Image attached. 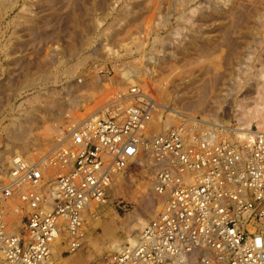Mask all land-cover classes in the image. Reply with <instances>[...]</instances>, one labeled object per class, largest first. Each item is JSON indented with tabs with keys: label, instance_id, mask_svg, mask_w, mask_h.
Returning a JSON list of instances; mask_svg holds the SVG:
<instances>
[{
	"label": "rangeland",
	"instance_id": "obj_1",
	"mask_svg": "<svg viewBox=\"0 0 264 264\" xmlns=\"http://www.w3.org/2000/svg\"><path fill=\"white\" fill-rule=\"evenodd\" d=\"M78 61L74 75L64 74ZM124 66L141 72L133 84L120 76ZM263 72L264 0H0V181L13 158L33 159L30 164L45 159L66 131L102 107L106 112L122 105V116L132 90L154 102L152 119L177 112L169 128L189 117L197 134L203 131L199 123L236 128L243 105L253 114L249 129L262 131ZM24 128L29 135L23 143L15 131ZM164 130L144 132L145 144ZM49 168L51 179L58 172ZM158 171L152 177L130 171L137 180L129 192L112 196L106 215L95 216V204L85 211L82 233L99 239L102 251L83 239L77 250L83 264H102L117 252L110 248L113 238L94 222L97 217L122 239L117 246L126 245L128 227L139 216V187L154 182ZM13 226L17 232L20 221ZM68 240H62L53 264L69 261Z\"/></svg>",
	"mask_w": 264,
	"mask_h": 264
},
{
	"label": "built area",
	"instance_id": "obj_2",
	"mask_svg": "<svg viewBox=\"0 0 264 264\" xmlns=\"http://www.w3.org/2000/svg\"><path fill=\"white\" fill-rule=\"evenodd\" d=\"M128 106L122 116L110 106L66 131L47 156L59 167L51 182L19 157L9 163L0 181V264H53L58 232L79 238L84 207L105 201L114 175L133 164L146 142L154 102L132 90ZM207 131L180 124L146 143L165 164L154 188L168 199L107 264H264V133H255L242 154L222 131L218 143ZM186 171L197 173L194 184L183 183ZM15 199L21 229L8 232L7 210Z\"/></svg>",
	"mask_w": 264,
	"mask_h": 264
},
{
	"label": "bare ground",
	"instance_id": "obj_3",
	"mask_svg": "<svg viewBox=\"0 0 264 264\" xmlns=\"http://www.w3.org/2000/svg\"><path fill=\"white\" fill-rule=\"evenodd\" d=\"M238 4V3H237ZM260 30V29H259ZM62 56V55H61ZM65 56V55H64ZM88 59V58H87ZM46 61V59H45ZM53 61V60H52ZM49 62V61H48ZM55 63L57 61H54ZM47 64V62H46ZM80 64H82L81 61H78L76 66H69V67H65V73L66 75H74L73 73L77 70V67H80ZM131 65V64H130ZM52 66V65H51ZM129 67V66H128ZM133 68H135V66H132ZM56 69V67H54ZM250 68V67H249ZM136 69V68H135ZM58 70V69H57ZM138 70H134V69H131L130 68H126V66L123 67V70L121 71L120 73V76L121 78L127 83L129 84H133V78L134 76H138L141 72H139L138 74ZM246 71V70H245ZM42 73V72H41ZM61 73V72H60ZM264 73V72H263ZM87 74H88V71H87ZM95 74V73H94ZM246 74L247 71H246ZM45 76V75H44ZM50 76V75H49ZM54 76V75H53ZM99 76V75H98ZM246 76V75H245ZM48 77V76H47ZM52 77V76H51ZM55 77V76H54ZM57 77V76H56ZM244 77V76H243ZM95 78V77H94ZM48 79V78H47ZM42 80V78H41ZM44 80V78H43ZM97 82V81H96ZM249 82V81H248ZM86 83V82H85ZM237 84V83H236ZM86 86V84H84ZM98 86V85H97ZM78 87V86H77ZM83 87V86H82ZM262 87H264V81L262 82ZM91 89V88H89ZM91 92V91H90ZM101 97V96H100ZM263 97V95H262ZM111 98V97H110ZM112 99V98H111ZM74 100V99H72ZM77 100V99H76ZM83 100V99H81ZM79 101V100H78ZM113 101H117L119 102L118 100L113 99ZM80 102V101H79ZM83 102V101H82ZM87 102V101H86ZM81 103V102H80ZM84 103V102H83ZM52 105V104H51ZM120 106V105H119ZM122 106V105H121ZM118 107L119 108V111L124 109V106L123 107ZM126 108L129 107L128 105L125 106ZM82 108V107H81ZM51 109V108H50ZM241 116L240 118L237 120L238 122H236V128H230V127H221L219 130H216L218 128H212L210 126H207L208 124L206 123H203L204 127H202V125H200L199 123V126H201V130H204L207 131V137L211 136L212 139H211V142L214 141V143H218V139L220 137V131H222V135L224 137H226V139H228V141H230V143H233L235 146H240L242 148V154L245 153V151L247 150L248 146L251 144V142L253 141L254 139V136L256 135L255 133H264V130L260 131V130H255L253 131L252 129H249V121L251 119V115H253L249 110L245 109V107L242 105L241 106ZM49 110V109H48ZM84 110V109H83ZM45 111V110H44ZM55 111V110H54ZM96 111V110H95ZM158 111V110H157ZM105 112V107H102L100 110H98L96 113H94L93 115L90 116V118H93L100 114H103ZM161 112V111H160ZM173 112V111H172ZM176 112V111H175ZM57 113V112H56ZM166 113V112H165ZM180 112H178L179 114ZM169 114V113H168ZM176 113L173 112V114L171 115H168V117H166L165 120H161L160 117H156V116H153V119H152V116H150V114H148L149 116V119L147 120L146 122V125L144 127V132H145V135L147 132H150V131H158L160 129H165L164 130V133L165 132H170L171 131V128H169L171 125V123L174 121L173 118H175ZM202 114V113H201ZM263 114V113H262ZM79 116V115H78ZM193 116V115H192ZM259 116V115H258ZM155 117V118H154ZM164 117V118H165ZM180 117V116H179ZM178 117V118H179ZM74 118V117H73ZM212 118V117H211ZM259 118V117H258ZM79 119V118H78ZM152 119V121H151ZM219 119V118H218ZM254 119V118H253ZM189 120L191 121V117L187 118L185 121H179L178 124H176L177 127L181 125H188L189 123ZM212 120V119H211ZM262 120V119H261ZM264 120V119H263ZM84 121V120H83ZM82 121V122H83ZM216 121V120H215ZM192 122L193 123H190L191 125H195L194 122H196L195 119H192ZM210 122V121H209ZM21 124V123H20ZM53 124V123H52ZM67 124V123H66ZM65 124V125H66ZM74 124V123H73ZM198 124V123H196ZM170 125V126H169ZM228 125V123H227ZM226 125V126H227ZM262 129H264V122H261L258 124ZM17 126V124H16ZM20 126V125H18ZM24 126V125H23ZM23 126H20L21 128H23ZM71 126V125H70ZM207 126V127H206ZM55 127V126H54ZM69 127V126H68ZM190 127V126H189ZM195 127V126H194ZM197 127V126H196ZM13 128V127H12ZM70 128V127H69ZM167 128V130H166ZM187 128V127H186ZM200 128V127H199ZM191 131H193L191 128H190ZM12 131V130H11ZM15 131V130H14ZM31 131V130H30ZM58 132V131H57ZM153 133V132H152ZM151 133V134H152ZM29 135L28 131L24 129H17L15 131V138L16 140L18 141H24L25 140V137L26 135ZM60 135V133H58ZM162 134V132H161ZM31 135V134H30ZM204 135V134H203ZM27 138V137H26ZM26 141V140H25ZM189 141V140H188ZM27 142V141H26ZM24 143V142H23ZM55 146V145H53ZM56 148V146H55ZM53 148V149H55ZM52 152V151H51ZM18 154V153H17ZM46 154V153H45ZM44 154V155H45ZM12 155V154H11ZM50 155V154H49ZM13 156V155H12ZM21 156V155H18V157ZM47 156V154H46ZM16 158V157H15ZM20 158V157H19ZM43 158V157H42ZM14 159V158H13ZM12 159V160H13ZM22 159V157H21ZM24 161L26 163H29L32 162L33 163V159L30 160V158H25L24 157ZM23 160V159H22ZM44 160V162H43ZM43 160L40 159V161L38 160V162L36 164H33L34 166H36L38 169H40L41 171V174L43 176V180L44 182L46 181H53V177L51 175V179L49 178V174L47 175V169L49 167H52V168H49L50 171H53V172H59V167L57 166H54L52 164V162L50 160H48V158L46 157L45 159L43 158ZM12 162V161H11ZM48 164V165H46ZM165 166L164 163H159L157 160L154 159V156L153 154L151 153L150 149L148 148V145L145 143L143 144V146L139 147V152H138V155L136 156V158L134 159V162L133 164H131L129 167H127L125 170L117 173L114 175L113 177V183L114 185H111L109 186L108 188V191H107V195H106V198H105V201L103 203H96V202H93V201H89L88 204L84 207V209L82 210L81 212V215H80V223H81V228L78 230V239L74 238V240H71V238L73 239V237L71 236V234L67 231H62L64 229H62L60 231V233L58 232L57 234V237L54 239V241L52 242L51 244V249H50V253H51V261L53 263V259L56 257V255L58 256L57 252L59 249H61V246H62V240L64 238H69V240H71L70 242L72 243V247L73 249H71V257L69 258V261L67 262V264H83L82 263V259H81V256H80V252L77 251L79 249V242H83V239L85 241H88L95 249L96 252H101L102 249L101 247L99 246V244L97 243V241L95 240H91V236H90V232L89 234H83L82 233V219H83V214L86 213L88 214V212H90V210L88 211V208L92 205V204H95V206L99 205V209L98 210V213L97 215L95 214V216H101V215H106L105 212L107 211V208L108 206H110L109 204L111 203L112 201V196H116V195H119L121 194L122 192H125L127 193V191L129 192L131 190V186L133 183H135V180H137V178L132 175L134 171H138L137 173L139 175H145V176H149V177H152L153 176V173L155 172L156 169H161V167ZM47 170V171H46ZM128 170L129 173H126V171ZM130 171L132 172V174L130 173ZM176 171V170H175ZM53 172L51 174H53ZM190 173H194V174H190ZM197 173L196 172H190V171H186L183 175H182V181L183 183H185L186 185H191V184H194L195 183V179L197 177L196 175ZM56 176V175H55ZM137 176V175H136ZM195 177V179H194ZM1 179V178H0ZM138 184V182H137ZM113 186V189H111ZM27 188V187H25ZM140 191V196H139V199H138V202H139V205H140V208H139V216L137 217H133V222H132V225L130 224V226L128 227L129 228V231L128 233H130L131 235H129L127 238H125L123 240V242H127L126 245H132L134 243V238L140 233L141 229L145 226V224L147 223V216H151L153 215L157 209H159V207L163 204H165V200L168 199V194L167 193H157L155 191V188H154V182L151 181V180H148V181H145L143 183H141L140 187H139ZM124 193V194H125ZM132 193V192H131ZM135 198V196H134ZM17 201V204L16 203H12L10 204L9 208L7 211H10L8 212L9 213V217H7V229H8V232H12V230L14 229V226H13V222L18 223L19 221H21V217H20V213H19V210H20V203L17 199H15ZM167 201V200H166ZM13 206V207H12ZM51 207V205H50ZM163 207V206H162ZM96 208V207H95ZM90 209V208H89ZM14 210V211H13ZM93 210V208L91 209ZM17 211V212H16ZM23 211H27V207L26 206H23ZM15 213L16 215H19V221L16 219L15 217ZM157 213V212H156ZM92 214V213H91ZM137 214V213H136ZM90 216V214H89ZM17 217V218H18ZM92 217V216H91ZM18 222H16V220ZM92 219V218H91ZM95 219V218H94ZM15 220V221H14ZM97 221H94V222H97L98 224H102V232H103V235H105V237L107 236V238H113V242H112V245H111V249H113V251L116 249L117 252L121 251L122 250V246L124 245H119L117 246L116 243L121 241L119 240V238H114L113 236V232H112V229H111V225L109 223H102V221L99 219V217L96 218ZM131 222V221H129ZM124 223V222H123ZM61 224H62V221L59 223V229L61 227ZM128 225V223H126ZM18 225V224H17ZM17 227V226H16ZM21 229V228H20ZM127 229V228H126ZM84 232V231H83ZM86 233H88L86 231ZM90 236V238H89ZM117 236V235H116ZM68 240V241H69ZM68 243L66 245H70L71 243ZM107 242V241H106ZM115 243V244H114ZM120 243V242H119ZM118 243V244H119ZM79 244V245H78ZM64 247V246H63ZM103 247V246H102ZM105 247V246H104ZM82 249V248H81ZM80 250V249H79ZM115 250V251H116ZM109 251V250H108ZM70 253V252H69ZM115 253V252H114ZM113 254V253H112ZM111 254V255H112ZM103 255V254H102ZM109 255V257L111 256ZM109 257H106V259H102L103 263L102 264H107L108 262V259Z\"/></svg>",
	"mask_w": 264,
	"mask_h": 264
}]
</instances>
